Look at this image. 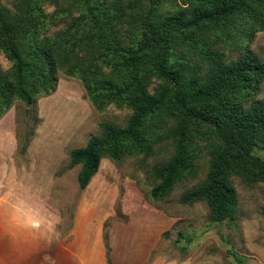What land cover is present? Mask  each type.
<instances>
[{"label":"trees","instance_id":"trees-1","mask_svg":"<svg viewBox=\"0 0 264 264\" xmlns=\"http://www.w3.org/2000/svg\"><path fill=\"white\" fill-rule=\"evenodd\" d=\"M58 1L0 5V50L12 62L8 71L0 67V115L16 99L31 106L53 93L61 74L79 77L97 110L110 104L132 109L125 126L100 123L99 134L70 150L68 166L80 165L79 187L89 184L102 157L117 162L149 155L165 140L172 154L152 168L156 183L147 192L152 200L195 176L201 150L194 126L207 125L214 135L207 145V172L178 202L204 201L214 219L231 217L236 205L231 176L264 183V157L253 152L264 150V101L257 99L264 61L247 48L228 59L213 44L215 38H231L224 33L227 25L244 13L251 32L263 30L264 0H189L168 13L157 12L154 0L146 6L145 0H71L63 11L69 15L76 4L80 14L45 33L57 12L46 14L43 5ZM152 76L162 82L150 92ZM102 239L110 264L104 229Z\"/></svg>","mask_w":264,"mask_h":264},{"label":"rangeland","instance_id":"rangeland-1","mask_svg":"<svg viewBox=\"0 0 264 264\" xmlns=\"http://www.w3.org/2000/svg\"><path fill=\"white\" fill-rule=\"evenodd\" d=\"M14 1L0 0V5L11 7ZM70 1L43 5L46 14L57 12L45 33L63 28L80 14L76 4L69 15L63 11ZM188 2L154 0L159 13L176 11ZM147 4L145 0L144 6ZM245 15L248 13L227 25L224 33H231V38L221 36L222 32L217 30L222 39L215 38L213 46L228 59L236 58L247 48L264 61V29L251 32V18L245 20ZM240 33L254 34L247 38ZM11 66L12 62L0 50L1 69L8 71ZM161 82L152 76L149 91L153 92ZM257 99L264 101V79ZM131 113V108L114 104L97 110L88 99L83 81L64 74L60 75L55 91L37 97L33 105L14 100L0 115V204L15 200L22 207L40 211L46 223L51 220L52 211L58 213L59 234L87 214L107 215L103 229L108 232L110 264H114L121 247L110 241L112 227H117L122 236L136 229L146 235L145 241L135 239L142 246L138 264H264L263 182L251 183L231 176L236 205L232 216L221 221L211 216L204 201L178 202L183 193L201 183L207 172V145L214 139L207 125L194 126V139L201 150L195 159V176L179 181L159 200L149 199L147 192L156 183L152 168L172 154L165 140L157 143L149 155L139 153L117 162L102 157L89 184L84 189L79 187L80 165L68 166L70 150L99 134L100 123L125 126ZM25 141L27 145L21 152ZM253 152L264 157V150L255 148ZM92 262L105 264L102 256ZM132 262L130 258L126 263Z\"/></svg>","mask_w":264,"mask_h":264},{"label":"crops","instance_id":"crops-1","mask_svg":"<svg viewBox=\"0 0 264 264\" xmlns=\"http://www.w3.org/2000/svg\"><path fill=\"white\" fill-rule=\"evenodd\" d=\"M106 216L101 212L95 216L87 214L59 234L58 213L52 211L51 220L46 223L40 211L10 199L0 204V264H94L92 259L100 256L106 264L102 241ZM117 230H110V241L121 246L114 264H127L130 258V264H138L142 246L135 239L145 241L146 235L141 229L126 231L125 236Z\"/></svg>","mask_w":264,"mask_h":264}]
</instances>
